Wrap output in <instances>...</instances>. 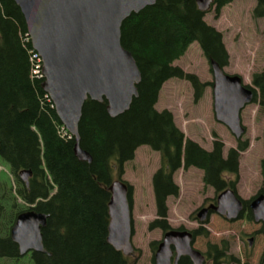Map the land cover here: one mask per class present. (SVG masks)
<instances>
[{"label": "trees", "instance_id": "obj_1", "mask_svg": "<svg viewBox=\"0 0 264 264\" xmlns=\"http://www.w3.org/2000/svg\"><path fill=\"white\" fill-rule=\"evenodd\" d=\"M233 1L212 0L210 8L218 15ZM255 1L252 16L264 18V0ZM205 13L197 0H157L124 20L120 42L140 73L137 97L117 117L108 115L104 100L84 102L78 135L79 148L91 159L88 162L76 157L74 137L65 132L42 90L43 78L33 75V49L18 6L12 0H0V158L15 184L14 191L8 182L0 184L4 191L0 210L8 212L5 230L0 227V247L6 243L12 248L0 255L19 257L9 230L19 214L33 210L48 215L42 231L44 252L31 255L35 264H131L107 243L109 186L121 180L123 165L133 159L140 146L158 152L161 159L152 179L157 219L149 229H160L163 234L172 230L166 220V201L178 196L172 181L178 169L200 170L203 186L216 194L227 188L235 191L236 181L226 177L237 174L239 155L247 143L238 140L237 148L223 157L221 143L214 141L210 151L203 149L176 128L169 111L155 109L161 87L169 79L190 82L195 101L205 86H212L173 66L191 44H198L208 63L228 65L222 35L206 24ZM251 85L252 103L264 113V70L252 75ZM22 171L30 172L26 181L20 179ZM127 187L131 207L132 188ZM245 215L251 218V214ZM190 233L193 238L205 236L202 228ZM158 243L149 245L153 254ZM205 256L212 264H241L212 245ZM178 264H190L189 258H180Z\"/></svg>", "mask_w": 264, "mask_h": 264}, {"label": "water", "instance_id": "obj_2", "mask_svg": "<svg viewBox=\"0 0 264 264\" xmlns=\"http://www.w3.org/2000/svg\"><path fill=\"white\" fill-rule=\"evenodd\" d=\"M26 24L31 46L42 62V90L49 97L64 129L74 137L75 155L90 162L79 148L78 125L84 102L107 103V113L117 117L125 113L137 97L140 73L132 55L121 46L120 28L131 14H137L157 0H12ZM212 0H197L205 11ZM213 75L212 94L215 120L224 125L236 140L245 134L240 114L252 104L251 86L238 75H229L215 61H210ZM26 181L29 171H22ZM264 176V161H263ZM107 243L124 257L132 256V217L127 198L128 187L121 180L109 186ZM242 202L234 190L227 188L216 197V204L201 208L196 218L205 222L217 214L228 221L242 215ZM253 220L261 222L264 235V196L250 204ZM48 215L33 210L19 214L10 229L11 242L19 256L42 253V231ZM194 238L186 230H169L154 252V264H178L188 257L193 264L204 263V256L193 248ZM251 245L252 240H248Z\"/></svg>", "mask_w": 264, "mask_h": 264}, {"label": "rangeland", "instance_id": "obj_3", "mask_svg": "<svg viewBox=\"0 0 264 264\" xmlns=\"http://www.w3.org/2000/svg\"><path fill=\"white\" fill-rule=\"evenodd\" d=\"M255 6V0H234L223 7L218 15L209 6L204 16L206 24L222 35L228 55V65L223 71L231 76L238 75L243 84L249 86H252V75L264 70V18L252 16ZM173 66L185 75L195 76L202 84L213 82L210 65L197 43L191 44ZM194 95L190 82L169 79L161 87L155 109L169 111L176 128L186 139L196 142L203 149L210 151L214 141L221 143L223 157H226L230 149L237 148L238 140L214 118L212 86H205L198 101L194 100ZM240 119L245 128L241 141L247 143V148L239 155L237 174L225 176L227 180L236 181V194L242 200H249L264 186V113L256 103H252L241 111ZM160 166V154L147 146L138 147L133 159L123 165L121 181L132 188L131 244L134 253L126 257L131 264H154V254L149 245L163 237L160 229H149V225L157 219L152 179ZM172 181L178 187V196L167 198V223L172 229L182 228L190 232L202 228L205 231V236H197L193 241V248L204 256L202 264H212L205 256L208 245L223 251L225 257L230 255L238 259L241 264H264V235L259 231L260 224H256L252 218L247 219L246 215L228 221L217 214L210 215L207 222L201 224L196 218L197 213L201 208L213 204L220 193L205 188L202 172L194 168L178 169L173 173ZM4 182L11 184L14 191V178L0 158V184ZM3 192L0 188V194ZM7 217L8 212L0 210V227L3 231ZM249 239H252L251 245L248 244ZM11 249L3 243L0 254H6ZM31 255V252L19 257L0 255V264H35Z\"/></svg>", "mask_w": 264, "mask_h": 264}, {"label": "flooded vegetation", "instance_id": "obj_4", "mask_svg": "<svg viewBox=\"0 0 264 264\" xmlns=\"http://www.w3.org/2000/svg\"><path fill=\"white\" fill-rule=\"evenodd\" d=\"M210 6V5H209ZM208 6V7H209ZM207 7V8H208ZM205 12H207L208 13V9H206L205 10ZM207 13H205V15L207 14ZM235 194H236V192H235ZM237 195V194H236ZM258 195H263L264 196V186L262 187V188H260L259 190H258V192H257V194L255 195V196H253L251 199H249V200H242L238 195H237V197L241 200V202H242V215L239 217V218H244V216H245V214H251V218L253 219V215H252V211H251V209H250V204H251V202L258 196ZM244 201H248V204L245 206L244 205ZM213 204L215 205L216 204V200H215V202H213ZM208 207V206H207ZM238 218V219H239ZM256 224H260L261 226H260V229H259V231H260V233L262 232V234H263V225H262V223L261 222H259V223H256ZM252 240V239H251ZM249 244V243H248ZM189 261H190V264H193L192 263V261L189 259Z\"/></svg>", "mask_w": 264, "mask_h": 264}, {"label": "built area", "instance_id": "obj_5", "mask_svg": "<svg viewBox=\"0 0 264 264\" xmlns=\"http://www.w3.org/2000/svg\"><path fill=\"white\" fill-rule=\"evenodd\" d=\"M31 62L33 65V75L36 77H42L41 74V59L37 53L31 52Z\"/></svg>", "mask_w": 264, "mask_h": 264}]
</instances>
